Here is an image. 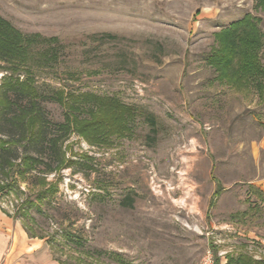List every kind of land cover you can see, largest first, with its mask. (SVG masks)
Instances as JSON below:
<instances>
[{"label":"rangeland","instance_id":"obj_1","mask_svg":"<svg viewBox=\"0 0 264 264\" xmlns=\"http://www.w3.org/2000/svg\"><path fill=\"white\" fill-rule=\"evenodd\" d=\"M245 15L264 35L255 0H0L23 34L59 39L58 62L33 67L41 94L113 96L141 114L108 146L71 135L70 167L0 192V208L68 264L264 257V201L251 189L264 194V98L220 82L207 61L214 34ZM41 106L62 122L61 106Z\"/></svg>","mask_w":264,"mask_h":264},{"label":"trees","instance_id":"obj_2","mask_svg":"<svg viewBox=\"0 0 264 264\" xmlns=\"http://www.w3.org/2000/svg\"><path fill=\"white\" fill-rule=\"evenodd\" d=\"M255 9L264 13V0H255ZM259 23L260 19L245 15L215 33L217 46L207 61L220 82L236 90L251 86L261 100L264 98V35ZM60 51L58 38L23 34L0 16V192L15 184H30L29 177L38 170L46 176L69 168L72 162L66 158L63 145L71 135L79 136L91 147L108 146L113 137L132 135V123L141 116L137 108L113 96L75 94L66 88L41 94L33 67L38 63L46 67L56 64ZM44 101L64 109L62 122L53 123L47 118L41 106ZM144 120L155 125L150 114H145ZM41 153L46 155L45 159ZM219 186L215 195L221 191ZM251 189L264 201L260 190ZM24 229L28 236L35 237L27 226ZM215 264H219L217 256ZM225 264H264V257L255 258L247 252L230 253L226 254Z\"/></svg>","mask_w":264,"mask_h":264},{"label":"crops","instance_id":"obj_3","mask_svg":"<svg viewBox=\"0 0 264 264\" xmlns=\"http://www.w3.org/2000/svg\"><path fill=\"white\" fill-rule=\"evenodd\" d=\"M263 193V192H262ZM0 264H58L44 239L31 238L0 208Z\"/></svg>","mask_w":264,"mask_h":264},{"label":"built area","instance_id":"obj_4","mask_svg":"<svg viewBox=\"0 0 264 264\" xmlns=\"http://www.w3.org/2000/svg\"><path fill=\"white\" fill-rule=\"evenodd\" d=\"M202 264H214L213 257L209 251L206 252Z\"/></svg>","mask_w":264,"mask_h":264}]
</instances>
